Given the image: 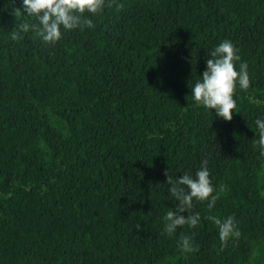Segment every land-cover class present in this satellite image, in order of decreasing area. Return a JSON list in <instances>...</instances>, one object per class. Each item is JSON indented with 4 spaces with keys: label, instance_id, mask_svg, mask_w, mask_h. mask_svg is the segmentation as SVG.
<instances>
[{
    "label": "trees",
    "instance_id": "16d2710c",
    "mask_svg": "<svg viewBox=\"0 0 264 264\" xmlns=\"http://www.w3.org/2000/svg\"><path fill=\"white\" fill-rule=\"evenodd\" d=\"M19 8L0 0V264H264V0H109L54 45ZM225 39L252 82L230 122L189 87ZM204 159L219 199L169 236L167 176ZM207 216L240 237L222 245Z\"/></svg>",
    "mask_w": 264,
    "mask_h": 264
},
{
    "label": "clouds",
    "instance_id": "9594fccd",
    "mask_svg": "<svg viewBox=\"0 0 264 264\" xmlns=\"http://www.w3.org/2000/svg\"><path fill=\"white\" fill-rule=\"evenodd\" d=\"M21 3L20 12L34 21L21 23V30L27 33L31 29L44 43L52 45L61 41L69 31L93 28V18L109 6V0H21ZM20 12H14V15H19ZM207 57L202 75H199L194 84H189L192 102L203 106L205 110H214L216 117L230 122L234 111L240 113L234 98L237 88L247 91L252 83L248 65L241 62L239 49L228 39L209 50ZM254 124L258 133V139L254 143L258 145L260 154L264 155V117H257ZM208 163L207 159L202 160L194 175L184 173L175 179L167 176L166 183L170 186L168 191L177 202L163 216L164 232L169 236L176 234L177 229L184 226L189 229L198 227L201 215L194 211L197 203L206 201L209 210L215 207L219 193L212 183ZM205 219L211 220L217 227L222 245L241 235L232 216L223 219L207 216ZM179 247L182 253L194 252L193 237L181 232Z\"/></svg>",
    "mask_w": 264,
    "mask_h": 264
}]
</instances>
